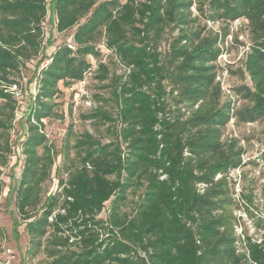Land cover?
<instances>
[{
    "label": "trees",
    "instance_id": "trees-1",
    "mask_svg": "<svg viewBox=\"0 0 264 264\" xmlns=\"http://www.w3.org/2000/svg\"><path fill=\"white\" fill-rule=\"evenodd\" d=\"M202 1L210 7L209 19L244 18L254 32L245 61L252 86L238 88L249 104L240 109L234 110L232 100L220 102L212 64L220 51L215 40L184 26L193 3ZM96 3L0 0V100L5 101L11 99L7 88L16 84L12 70L39 53L41 24L49 10L56 15V30L64 32L94 9L73 34L75 54L68 43L59 45L40 71L39 91L28 106L21 142L25 160L15 224L25 223L34 245L49 233L53 264H264V237L257 240L236 231L241 219L235 210L251 209L248 195L241 194L243 203L233 196L235 181L229 177L244 164V150L235 140L226 144L221 139L233 115L244 122L264 121V0ZM99 23L105 24L107 44L127 72L113 84L117 117L102 107L89 116L119 120L126 147L118 139L104 144L86 133L79 141L80 165L60 180L58 191L45 196L54 163L43 130L50 109L45 100L56 95L61 80L70 84L83 77L89 64L76 52H96L89 42ZM172 25L179 27V34L163 55L159 46ZM10 151H0V166L8 164ZM132 186L142 191L129 212L125 204ZM3 188L0 169V197ZM107 201L111 204L103 219L99 215ZM261 222L255 219L256 228Z\"/></svg>",
    "mask_w": 264,
    "mask_h": 264
},
{
    "label": "rangeland",
    "instance_id": "rangeland-1",
    "mask_svg": "<svg viewBox=\"0 0 264 264\" xmlns=\"http://www.w3.org/2000/svg\"><path fill=\"white\" fill-rule=\"evenodd\" d=\"M103 1L105 0H97L96 6ZM200 6L202 10L199 9ZM93 11L94 9L82 17L78 24L87 22ZM209 15L210 7L206 1H202V5L194 2L188 23L184 26L189 32H200L202 38L215 40L214 46L220 51L212 64L215 65V81L221 87L220 102L232 100L234 110L240 109L249 104L238 92V88L243 85L252 86L245 61L253 43L254 32L244 18L213 21L209 19ZM56 22V15L49 10L41 24L43 33L39 53L27 61L22 58L25 63L21 64L18 70H12L10 78L16 84L7 88L11 99L0 100V122L4 124L0 127V151L5 154V149L11 148L8 164L0 166L4 180L0 197V264H53L49 233L40 245H34L26 231L25 223L15 224V220L19 218L16 207L17 187L25 160L21 142L28 127V123H25L28 106L34 102V97L39 91L40 71L48 65V58L57 46L72 42L73 54L78 48L73 38L78 24L72 29L58 32ZM178 34L179 27L173 28L172 25L166 28L159 46L163 55L169 52L170 42ZM107 39L106 26L99 23L89 42L94 45L96 52L86 56L76 52L77 58H85L89 64L83 77L70 84L61 80L56 95L45 100L50 109L43 119V130L47 136L46 146L54 160L51 176L46 182L45 196L58 191L60 180L67 177L69 170H74L80 165L83 152L79 141L86 133L92 134L104 144L118 139L122 147H126L119 136L122 127L119 120L100 121L89 116L96 107H102L117 117L118 105L113 94V84L115 79L127 70L114 48L108 46ZM43 55L46 57L41 63ZM221 139L226 144L235 140L237 146L244 150V164L239 169L242 175L240 191L251 198V209L250 212L244 211L242 207L235 210L236 215L244 216L240 217L241 225L238 226L237 232L242 228L260 240L264 237V121L244 122L233 115L223 128ZM39 152L42 154L45 151L40 148ZM141 191L142 189L136 186L128 189L125 204L127 211L130 212L135 207ZM110 204L111 201L106 202L100 218L107 217ZM255 219L262 220L261 227L256 228ZM7 248L12 250L14 257L6 253Z\"/></svg>",
    "mask_w": 264,
    "mask_h": 264
},
{
    "label": "built area",
    "instance_id": "built-area-1",
    "mask_svg": "<svg viewBox=\"0 0 264 264\" xmlns=\"http://www.w3.org/2000/svg\"><path fill=\"white\" fill-rule=\"evenodd\" d=\"M67 46L69 48H74V45L72 42H69L67 44ZM240 167L239 168H236L234 170H232L230 173H229V177L233 178L234 181H235V185H234V195L236 197V199L238 201H240L241 203H243V198H242V195H241V191H240V186H241V171H239ZM220 176V175H219ZM218 176V177H219ZM238 216V215H237ZM238 217H244L242 215L239 214ZM52 219V218H51ZM241 219V218H240ZM241 225V223H239L238 225H236V231H237V228L238 226ZM242 229V228H241ZM239 232H237L239 235H241L243 233V229ZM6 253L11 256V257H14V253L12 252V250L10 248H7L6 249Z\"/></svg>",
    "mask_w": 264,
    "mask_h": 264
}]
</instances>
